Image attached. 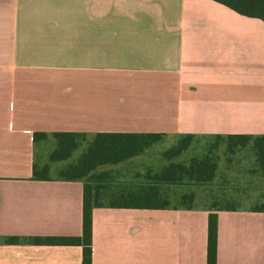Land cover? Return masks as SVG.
Listing matches in <instances>:
<instances>
[{
  "label": "crops",
  "instance_id": "0c3cea01",
  "mask_svg": "<svg viewBox=\"0 0 264 264\" xmlns=\"http://www.w3.org/2000/svg\"><path fill=\"white\" fill-rule=\"evenodd\" d=\"M0 8L8 9L0 17V264H82L79 245L2 240L82 236L84 184L34 178L36 132L264 134L259 18L213 0H0ZM135 158L102 171L92 264H207L210 213L217 264H264V212L206 203L185 191L191 185L177 195L183 182L155 178L174 162L134 170ZM217 178L218 169L197 185ZM150 193L166 206H110Z\"/></svg>",
  "mask_w": 264,
  "mask_h": 264
},
{
  "label": "trees",
  "instance_id": "16d2710c",
  "mask_svg": "<svg viewBox=\"0 0 264 264\" xmlns=\"http://www.w3.org/2000/svg\"><path fill=\"white\" fill-rule=\"evenodd\" d=\"M233 11L247 17L259 18L264 22V0H213ZM52 137L56 146L49 155V162L41 167L34 160L33 175L37 180H50L56 178L63 181H81L84 184L83 199V232L79 237H34L22 239L17 236L3 237L7 244L26 242L35 245H79L83 247L82 264H92V212L100 203V188L102 182L108 178L105 172L97 173L96 170L105 165H116L141 155L146 149L159 143L163 139L158 133H80L56 132L34 134V143ZM89 138V143L84 152L74 162L62 166L56 177L50 175L51 163L68 161L79 148L83 140ZM194 135L181 136L177 144L165 152V157L172 160L188 150ZM218 140L227 141L230 152L237 148L247 147L252 144L256 162L264 178V134L228 135L218 136ZM218 169V164L211 157L192 159L189 165L171 163L166 166L155 178L161 182L178 184L184 180L196 184L211 183ZM111 207L116 208H164L166 204H158L156 193L145 197L123 195L111 201ZM233 210V207H228ZM255 212H264V203L254 205L251 209ZM218 244V215L210 213L208 216V242L207 264H217Z\"/></svg>",
  "mask_w": 264,
  "mask_h": 264
},
{
  "label": "rangeland",
  "instance_id": "374dc122",
  "mask_svg": "<svg viewBox=\"0 0 264 264\" xmlns=\"http://www.w3.org/2000/svg\"><path fill=\"white\" fill-rule=\"evenodd\" d=\"M6 10L8 9L0 8V17L4 13H7ZM177 142L178 138L176 137H164L159 143L149 148L148 152L132 160L130 165L134 166V170H138V167L143 165L142 162H150L153 171L159 170L169 163L165 157V152L174 147ZM88 143L89 138L83 140L68 161L51 163L50 175L56 177L62 166L76 161L81 153L86 150ZM227 145V141L225 140L207 137L194 138L188 150L180 156L173 158L171 162L189 165L192 159L211 157L218 164V178L215 179V182L211 186L203 187L202 185L188 184V181L185 180L182 184L177 185V195L181 193L180 187L191 185L192 187L185 188V191H194V193L202 194L205 197V202L209 204L216 203L222 206L233 205L248 207L264 203V178L262 177V181L261 177L258 174L256 175V172H258V164L255 162L253 149L247 146L237 148L235 152H230ZM55 146L56 143L52 137L36 145L35 161L40 167L49 162V155ZM106 169L109 168L101 166L96 172L100 173L106 171ZM230 170L233 173L232 177L229 178L228 172ZM257 176L259 178H256ZM185 202L188 201L185 200ZM177 203L183 204L184 202L178 199Z\"/></svg>",
  "mask_w": 264,
  "mask_h": 264
}]
</instances>
